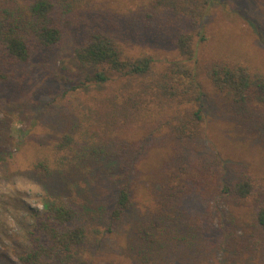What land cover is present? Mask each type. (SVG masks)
<instances>
[{
  "label": "trees",
  "instance_id": "trees-1",
  "mask_svg": "<svg viewBox=\"0 0 264 264\" xmlns=\"http://www.w3.org/2000/svg\"><path fill=\"white\" fill-rule=\"evenodd\" d=\"M73 2H77L78 8L80 0H33L27 4L26 14L20 12L15 16L1 11L0 85L16 81L18 72L32 63L37 50L64 43L76 20ZM145 6L154 14L169 11L186 21L187 31L181 30L174 40L181 60L161 59L153 54L131 56L124 47L128 39L125 32L118 34L96 19L77 14L80 41L73 53L80 64L95 70L87 78L88 84L83 85V94L77 95L80 108L76 125L62 136L58 146L71 154L72 165L57 170L38 166L43 171L39 170L45 188V212L30 233L28 249L19 255L20 264H93L92 257L97 253L103 232L81 223L82 192L101 176L108 178L114 200L105 211L108 223L105 231L111 232L114 223L133 205L134 172L151 138L162 130L177 142L205 136L203 83L198 68L188 67L185 62L193 61L194 32L206 16L210 2L147 0ZM152 13H144L145 20H152ZM203 73L237 115L254 111L252 103L264 101L253 92L250 71L244 66L213 63ZM80 89L78 86L77 91ZM216 156L220 159L218 153ZM220 160L217 159L218 163ZM180 174L173 184L162 185L167 193L159 201L165 203L162 214L143 219L139 224L136 252L139 264H196L202 253L223 250L233 240L235 227L245 222L261 232L259 239L253 240L256 237L253 233L247 234L245 241L264 249V183L260 178L242 175L228 179L218 174L214 160H197L190 176L181 170ZM184 181L187 187H182ZM200 183L210 184L209 190L213 186L220 189L218 193L237 214L230 217L203 214L194 220L180 219L176 215L179 207L190 206L189 187L194 190ZM206 238L209 242L198 247ZM184 252L191 253L193 258H178ZM227 255L237 257L224 253L225 258Z\"/></svg>",
  "mask_w": 264,
  "mask_h": 264
},
{
  "label": "rangeland",
  "instance_id": "rangeland-1",
  "mask_svg": "<svg viewBox=\"0 0 264 264\" xmlns=\"http://www.w3.org/2000/svg\"><path fill=\"white\" fill-rule=\"evenodd\" d=\"M32 1L0 0V13L6 10L15 16L20 12L26 14L27 4ZM146 1L80 0L78 8L77 2H73L71 9L76 20L64 43L37 50L32 63L18 72L16 81L0 85V264H20L19 255L28 249L30 233L45 212V188L40 179L43 171L39 164L44 170L72 165L71 154L58 146L62 136L76 125L80 108L77 95L83 94L82 87L88 84L87 78L95 70L80 64L73 53L80 41L77 14L98 20L110 31L125 32L128 39L124 47L131 56L153 54L161 59L181 60L174 40L181 30L187 31L186 21L169 11L154 14L146 8ZM209 2L207 14L194 32L193 61L185 62L188 67L198 68L203 83L205 136L177 142L162 130L151 138L134 172L133 205L114 223L111 232L105 231L108 226L105 211L114 200V193L110 192L112 184L105 176L89 184L79 197L84 208L81 223L103 232L97 253L92 257L93 264H139L136 257L139 224L143 219L162 214L165 203L159 201L161 195L167 196L162 185L173 184L181 175L180 170L190 176L197 160L216 161L218 174L228 179L256 176L264 183V101L253 102L254 111L237 115L203 73L213 63L244 66L250 71L253 92L264 100V0ZM144 13H152L154 18L145 20ZM78 86L81 89L77 91ZM184 182L182 187H187L188 183ZM209 185L200 183L194 190L189 187L190 206L179 207L176 215L180 219L194 220L203 214L228 217L237 214L218 193L220 189L213 186L209 190ZM217 220L214 219L215 228ZM250 225L245 222L235 227L233 240L224 251L202 253L195 261L264 264V249L255 242L245 241L247 234L254 233L253 240L260 238V230ZM206 242L208 238L198 247ZM232 250L235 252L231 253ZM224 253L237 257L225 258ZM178 258L193 257L184 252Z\"/></svg>",
  "mask_w": 264,
  "mask_h": 264
}]
</instances>
